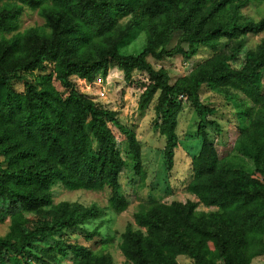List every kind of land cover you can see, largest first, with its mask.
<instances>
[{"label": "trees", "instance_id": "16d2710c", "mask_svg": "<svg viewBox=\"0 0 264 264\" xmlns=\"http://www.w3.org/2000/svg\"><path fill=\"white\" fill-rule=\"evenodd\" d=\"M248 1L0 0V202H6L0 216L10 220L0 235V264H114L110 254L66 235L104 210L53 201L55 185L107 187L110 210L128 207L119 182L127 163L108 122L125 136L138 179L146 177L135 131L78 87L79 79L106 77L111 65L129 81L134 68L148 74L138 107L157 95L161 121L155 125L165 137L168 168L178 144L180 94L196 112L201 142L186 187L194 199L140 205L133 215L137 228L128 224L121 233L124 264H179V255L195 264H255L252 259L264 255V37L244 49L249 36L264 32V17L241 20L239 9ZM24 7L38 9L44 24L16 31ZM136 31L144 32V46L123 52ZM200 46L211 48L210 56L173 81L149 60L189 58ZM19 81L21 91L14 86ZM203 89L236 99L235 139L258 175L230 164V154L219 156L207 126L221 133L222 125L215 107L201 100ZM68 253L70 261L63 263Z\"/></svg>", "mask_w": 264, "mask_h": 264}, {"label": "rangeland", "instance_id": "374dc122", "mask_svg": "<svg viewBox=\"0 0 264 264\" xmlns=\"http://www.w3.org/2000/svg\"><path fill=\"white\" fill-rule=\"evenodd\" d=\"M239 17L243 19H253L255 21L264 17V0H250L239 9ZM129 16L120 18L119 21L125 23ZM44 18L38 9L24 7L19 17V27L16 31H23L29 27H41ZM13 33V32H12ZM12 33L7 34L10 36ZM264 37V32L248 37L244 49L256 45ZM144 46V32H135L127 44L122 47L125 53L135 54ZM212 49L207 46H200L195 55L186 58L177 55L162 62L149 60L155 67L162 66L167 69L171 81L188 74L200 61L210 56ZM242 56L240 55V58ZM124 71L117 65H111L106 78L96 83L87 82L85 79L78 80V87L83 93L89 95L94 100L103 99L101 104L116 112L118 121L136 133L139 140L143 166L146 171L144 181H140L131 168L132 157L129 152L128 143L125 136L111 123L108 126L113 131L117 146L127 163L119 175L120 191L128 200V207L115 213L107 207L109 188L102 190H69L61 185L53 187V201L58 203L63 200L78 202L85 206L95 205L104 210L103 214L95 219H90L82 226L66 231L69 241L90 246L93 250L101 251L112 256L114 264H124V257L119 248L121 233L128 224L137 228L134 223V213L142 204H148L152 200L161 201H186L194 196L191 195L186 187L192 178L191 158L196 154L201 146L200 138L197 134L198 118L194 108L185 99L182 102L181 111L177 116L176 132L178 144L174 151V164L171 168L166 165L163 153L165 137L159 132L155 123L161 119L156 112L157 95L147 105L146 108L138 107V100L143 88L141 82H149L148 74L142 69L132 70L131 81L124 76ZM15 88L19 91L23 89L22 82H15ZM264 91V76L263 87ZM102 91L103 95L99 92ZM201 100L215 107L214 117L222 125L221 133L217 132L214 125L207 127L210 138L214 141L219 156H228V161L235 167L242 168L244 171L255 173L252 156L243 148L239 139H235L238 134L235 109L236 99L227 101L223 94L211 92L203 89ZM240 124V123H239ZM243 124H246L245 121ZM235 141V142H234ZM234 147V148H233ZM6 202H0V207ZM3 206V207H4ZM2 213V212H1ZM9 215L0 216V235L8 230ZM96 233L89 239V233ZM112 238L107 243H98L99 239ZM70 254L63 259V263L70 261ZM179 264H195L187 255L177 257ZM255 264H264V255L256 256L252 259Z\"/></svg>", "mask_w": 264, "mask_h": 264}, {"label": "built area", "instance_id": "2783aa9c", "mask_svg": "<svg viewBox=\"0 0 264 264\" xmlns=\"http://www.w3.org/2000/svg\"><path fill=\"white\" fill-rule=\"evenodd\" d=\"M106 77H107V75H106ZM106 77H104V78H106ZM97 79L101 82L102 79H103V77H101L100 75L97 76L96 79H95L92 83H96V80H97ZM99 93H100L101 95H103L102 91H100ZM98 99L103 100V99H101V98H98ZM179 99H185V97H184L182 94H180V95H179Z\"/></svg>", "mask_w": 264, "mask_h": 264}]
</instances>
